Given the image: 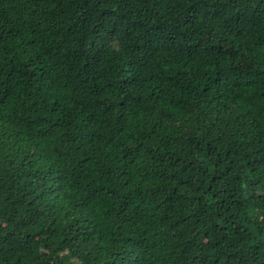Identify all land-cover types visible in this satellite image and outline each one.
Returning <instances> with one entry per match:
<instances>
[{"label":"trees","instance_id":"obj_1","mask_svg":"<svg viewBox=\"0 0 264 264\" xmlns=\"http://www.w3.org/2000/svg\"><path fill=\"white\" fill-rule=\"evenodd\" d=\"M0 264H264V0H0Z\"/></svg>","mask_w":264,"mask_h":264}]
</instances>
